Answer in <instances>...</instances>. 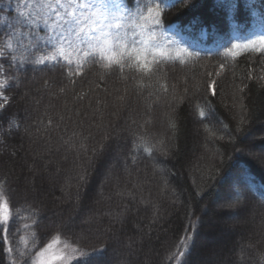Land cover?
Wrapping results in <instances>:
<instances>
[{
    "label": "trees",
    "instance_id": "1",
    "mask_svg": "<svg viewBox=\"0 0 264 264\" xmlns=\"http://www.w3.org/2000/svg\"><path fill=\"white\" fill-rule=\"evenodd\" d=\"M193 3L195 7L186 8L177 2L176 7L166 9L164 24L171 38L189 51L199 52L200 59L194 64H169L165 70L169 84L176 86L177 93L198 82L202 85L198 94L201 96L207 83L215 81L217 95L212 97L207 92L214 106L210 123L208 120L201 123L194 115L193 104L202 100L190 97L175 105L177 130L173 132L167 127L164 116L171 109L160 103L152 104L148 110L151 101L143 99L147 92L137 95L133 90L134 81L122 79L115 72L105 74L95 66L83 79H77L74 89L56 71L33 72L31 66L20 70L21 83L18 87L13 85L6 93L15 99L6 110H0V126L7 129V121L16 116L22 127L13 129L10 134L0 128V138L7 145V150L0 152V177L7 176L14 190V202L23 206L28 201L41 209L36 231L42 242L61 230L68 237L78 238L87 251L107 246L94 264H169L165 257L174 251V245L184 234L188 226L186 212L191 205L196 215L203 216V225L186 259L188 264H210L194 256L195 249L209 245L205 238L199 237L200 232L219 233L212 221L223 216H238L241 208L251 204L258 209L256 232L243 225L229 235L219 234L224 241L223 260L225 264H264V200L261 199L264 167L253 158V147L264 148V80L258 79L264 75V54L241 51L235 59L223 56L225 48L248 38L253 29V10L264 15V0H234L236 8L231 13L215 7L217 0H193ZM8 4L9 0H0V16L8 17L7 22L0 23V36L11 30L9 23L15 25L18 19L15 0L11 6ZM221 63L225 64L223 71L218 67ZM217 71H220L218 76ZM45 80L49 81L48 87L44 85ZM90 82L93 91H89ZM60 87L68 89L66 95L58 93ZM126 88V104L114 105L115 97ZM80 92H89V95L76 100L74 93ZM241 104L246 119L237 131ZM77 111L83 115L73 116ZM58 114L65 115L66 119L50 137L43 131L36 132L37 127L43 128L38 121L43 119L46 123L49 116L57 120ZM133 119L138 123L132 124ZM204 124L213 127L215 137L209 138ZM26 126H30L32 135L25 133ZM74 129L85 138L87 154L67 147L50 154L43 152L47 139H51L54 147L59 146V137L71 136ZM135 132L164 139L167 154L156 151L148 157L146 153H137V164L126 169V156ZM250 134L260 135L251 138ZM220 136L223 139H219ZM116 139L121 146L118 151L122 162L112 174L109 166L118 147ZM93 148L100 155L93 156ZM13 152L16 155H12ZM217 152L213 158V153ZM34 160L38 172L28 178V165ZM45 164L47 171L43 170ZM81 169L87 170V180L77 195L75 175ZM46 178L50 180L47 187ZM162 179L168 181L166 191L162 190ZM137 181L141 185L136 190L138 210L130 213L123 225L113 223L112 218L103 213L126 202L116 197L115 191L118 186L132 189ZM235 184L243 185L244 203L238 208H221L220 204ZM49 191L54 196L50 197ZM141 200L144 203H139ZM0 264H7L6 253L2 251Z\"/></svg>",
    "mask_w": 264,
    "mask_h": 264
},
{
    "label": "snow or ice",
    "instance_id": "2",
    "mask_svg": "<svg viewBox=\"0 0 264 264\" xmlns=\"http://www.w3.org/2000/svg\"><path fill=\"white\" fill-rule=\"evenodd\" d=\"M177 2L183 3L186 8L196 6L193 0H15L14 10L18 19L15 25L9 23L11 30L0 36V110H6L14 101L15 97L6 93L13 85L18 87L21 83V69L31 66L33 72L56 71L74 89L77 79H83L88 70L95 66L105 74L115 72L119 73L122 79L134 81L133 90L137 95L143 96V93L147 92L143 99L151 101L148 110H151L152 104L160 103L171 109L170 112L164 113V116L167 127L173 132L177 130L175 105L190 97L202 100L193 104L194 115L199 117L201 123L205 120L210 123L214 106L212 100L208 99L207 92H210L212 97L217 95L215 81L206 82L207 89L201 96L198 94L201 93L202 85L198 82L185 86L182 93H177L176 86L168 82L166 65L177 62L181 65L194 64L200 59L199 52H191L188 48L180 46L165 28L166 9L176 7ZM11 4L12 0H9L8 6ZM215 7L224 8L231 13L236 4L234 0H217ZM252 16L253 29L248 38L243 43H235L225 48V59H235L241 51L264 54V15H259L253 10ZM7 21V16H0V23ZM171 27L176 28L175 25ZM218 67L223 71L225 64L221 63ZM220 71L215 75H220ZM207 75L211 76L212 73ZM100 79L102 80L103 76ZM258 79L264 80V75H260ZM185 84L187 85V81ZM44 85L48 87L49 81L45 80ZM89 91H93L91 82ZM67 92L66 87L58 89L59 94L66 95ZM27 95L25 93V96ZM88 95L89 92L74 93L76 100H83ZM127 96L126 88L124 93L115 97L114 105L126 104ZM240 107L237 131L241 130L240 125L246 119L243 115L244 105L241 104ZM81 115L83 114L78 111L73 113V116ZM65 119L62 114H58L57 120L49 116L46 123L41 119L38 123L43 128L37 127L36 132L43 131L50 137L51 132L58 129ZM67 119L71 120L72 117ZM137 123L135 119L132 120V124ZM7 125V129H3L6 134L22 127L16 116L11 117ZM65 128L67 129V125ZM29 129L30 126L24 127L25 133L32 135ZM204 131L209 134V138L215 137V131L209 124H204ZM84 139L82 133L74 129L71 136L59 137V146L54 147L51 139H47L43 152L50 154L53 150L59 152L61 147H67L79 149L87 154L89 149L83 143ZM219 139H223V136ZM0 143H3L2 138ZM166 147L164 139L154 134L133 133L125 161L126 169L129 165L137 164V153H146L148 157H152L156 151L167 154ZM91 152L93 156L100 155L95 148L91 149ZM217 154L218 152L213 153V158ZM12 155L16 153L13 152ZM220 163L224 164L223 159ZM35 164L34 160L28 165L29 172H36ZM47 169L48 165L45 164L43 170ZM75 179L76 193L79 195L80 186L87 180V170L76 172ZM140 186L139 181L132 189L118 186L114 195L126 202L118 203L115 209L109 208L103 214L111 217L113 223L123 225L127 216L138 210L135 207L136 190ZM242 187V184L231 186L229 196L220 207L233 209L241 206L246 199L241 191ZM167 189L168 181L162 179V190ZM13 191L7 176L0 177V251L6 253L7 264H94L103 256L106 245L87 251L78 238L68 237L61 230L50 234L47 242H42L36 231L41 220V209L28 201H25L23 206L17 204L13 201ZM108 199L111 200L112 197L109 196ZM261 199L264 200V193ZM186 218L188 226L184 229V234L174 245V251L165 257L169 264H188L186 257L190 254L194 240L203 225V216L196 215V210L191 205H188ZM132 243L134 241L128 246L131 247ZM243 258L241 255L240 259Z\"/></svg>",
    "mask_w": 264,
    "mask_h": 264
},
{
    "label": "rangeland",
    "instance_id": "3",
    "mask_svg": "<svg viewBox=\"0 0 264 264\" xmlns=\"http://www.w3.org/2000/svg\"><path fill=\"white\" fill-rule=\"evenodd\" d=\"M5 128H1L3 130ZM260 135V134H259ZM258 134L251 135V138H257L259 136ZM116 145L118 146L116 149V152L114 153V159L112 162H110L109 168L112 170V174L117 171V164L122 162V157L120 155V152L118 150L121 149V146L117 144V139H116ZM0 152L3 150L4 152L7 150V145L6 143H2L0 146ZM254 153H253V158L255 157L257 162L260 163L262 167H264V148L263 146H255L253 147ZM38 172V171H36ZM34 173L27 172L28 178H30ZM38 174V173H37ZM232 177V176H231ZM30 180V179H29ZM44 183L49 185L50 180L49 178L44 181ZM49 196L52 197L54 196L51 191H49ZM215 209L221 210V208H218L216 206H213ZM258 209L254 208L251 204L249 206H245L240 209L238 216H233V217H225L220 218L218 220L212 221L216 225V229H219V233H209L207 235L202 234L200 232L199 237L205 238L208 241V246L202 249H195L194 251V256L196 260L201 261H208L210 264H225L223 260V254H222V246H223V240L220 239L219 234H230L231 231H234L237 227L246 225L249 227L254 233L256 232L257 229V224H256V219L258 215ZM202 231L204 228L201 229Z\"/></svg>",
    "mask_w": 264,
    "mask_h": 264
}]
</instances>
